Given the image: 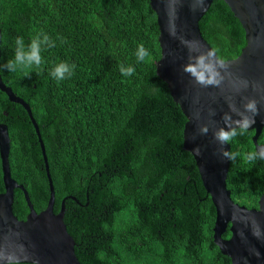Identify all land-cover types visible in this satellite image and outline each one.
I'll return each instance as SVG.
<instances>
[{
	"label": "trees",
	"instance_id": "trees-1",
	"mask_svg": "<svg viewBox=\"0 0 264 264\" xmlns=\"http://www.w3.org/2000/svg\"><path fill=\"white\" fill-rule=\"evenodd\" d=\"M199 29L219 60L235 59L245 46L222 0L212 2ZM38 35L42 63L15 72L0 67V78L38 126L54 213L64 200L63 221L80 264H230L213 244L215 210L183 150L186 119L156 75L159 33L149 0H0V66L14 58L17 37L27 51ZM140 44L149 52L143 61ZM61 62L75 67L58 81L51 72ZM121 66L135 72L124 76ZM0 123L11 142V178L39 213L49 187L38 138L25 110L2 92ZM253 135L228 143L241 155L230 160L226 186L248 209L264 195V159L243 158L255 151ZM13 213L18 220L29 213L19 190Z\"/></svg>",
	"mask_w": 264,
	"mask_h": 264
},
{
	"label": "water",
	"instance_id": "water-1",
	"mask_svg": "<svg viewBox=\"0 0 264 264\" xmlns=\"http://www.w3.org/2000/svg\"><path fill=\"white\" fill-rule=\"evenodd\" d=\"M214 0H149L156 15L160 59L155 62L157 77L167 86L170 97L180 108L186 123L183 150L196 165L203 189L215 210L213 244L230 264H264V195L257 208L239 206L231 199L226 186L230 160L221 150L214 133L225 127L223 117L232 121L246 116L254 119L247 132H254L252 143L258 151L264 144L258 139L264 129V0H222L244 32L245 46L232 60L221 66L216 53L204 40L199 21ZM1 40V37H0ZM211 53V55H209ZM203 57V63L200 58ZM213 78L218 84L201 83ZM246 83V86L244 84ZM0 92L9 102L20 105L27 113L41 149L49 187L46 208L37 213L22 185L10 174V139L8 128L0 123V166L3 192L0 194V264H80L75 243L64 224V200L54 213V189L49 174L44 145L29 106L16 97L0 78ZM254 100L256 113L245 105ZM206 126V134L200 128ZM23 193L28 208L25 220L13 213L14 192ZM229 231L228 239L222 236Z\"/></svg>",
	"mask_w": 264,
	"mask_h": 264
},
{
	"label": "clouds",
	"instance_id": "clouds-1",
	"mask_svg": "<svg viewBox=\"0 0 264 264\" xmlns=\"http://www.w3.org/2000/svg\"><path fill=\"white\" fill-rule=\"evenodd\" d=\"M44 42L48 43L49 37L46 34H43ZM39 35L33 38L28 45V50H24V40L22 37H17L15 40L16 49L13 59H9L4 65L0 66L3 69L9 72H15L18 68H31L33 66H39L42 63V57L40 55L41 48L39 43ZM54 46L51 42L49 47ZM211 55V53H209ZM137 60L143 61L145 57L149 56L148 50L144 47L143 44H140L136 52ZM200 63H203V57L200 58ZM222 67H224L223 61H220ZM75 65H69L65 62H61L54 67L51 72V75L54 79L62 81L71 75L72 70ZM121 74L124 76H131L135 69L132 66L125 68L121 66ZM27 75V73H26ZM201 83H212L218 84L219 80L213 78L211 80H205L203 76L198 77ZM247 82H244L246 86ZM246 111L256 113V102L254 100L249 101L245 105ZM225 121V127L218 129L215 133V139L220 142V144H228L234 137L237 135H243L249 127L254 123V119L248 118L246 116L242 117L239 120L232 121L231 117L227 114L223 117ZM200 132L206 134L208 128L206 126L201 127ZM221 155L228 160L234 161L237 156L241 155L238 152L225 151L221 150ZM244 160L251 163L258 159H264V147H261L258 151H252L244 155Z\"/></svg>",
	"mask_w": 264,
	"mask_h": 264
}]
</instances>
